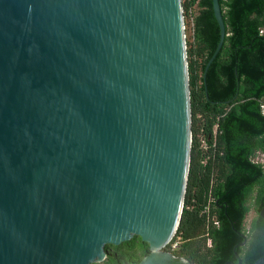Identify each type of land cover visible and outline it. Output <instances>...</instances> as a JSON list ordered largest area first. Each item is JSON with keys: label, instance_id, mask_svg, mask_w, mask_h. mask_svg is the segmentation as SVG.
<instances>
[{"label": "water", "instance_id": "obj_1", "mask_svg": "<svg viewBox=\"0 0 264 264\" xmlns=\"http://www.w3.org/2000/svg\"><path fill=\"white\" fill-rule=\"evenodd\" d=\"M191 146L182 0H0V264H103L135 236L136 264H197L166 249Z\"/></svg>", "mask_w": 264, "mask_h": 264}, {"label": "trees", "instance_id": "obj_2", "mask_svg": "<svg viewBox=\"0 0 264 264\" xmlns=\"http://www.w3.org/2000/svg\"><path fill=\"white\" fill-rule=\"evenodd\" d=\"M219 1L226 36L205 73L220 41L213 0H183L191 161L181 221L166 249L197 264H238L237 254L253 264L264 255V161L256 159L264 155V0ZM106 251L103 264H136L150 246L135 236Z\"/></svg>", "mask_w": 264, "mask_h": 264}, {"label": "rangeland", "instance_id": "obj_3", "mask_svg": "<svg viewBox=\"0 0 264 264\" xmlns=\"http://www.w3.org/2000/svg\"><path fill=\"white\" fill-rule=\"evenodd\" d=\"M182 3H183V0H182ZM194 9L197 10L196 7H195ZM191 20H192V18H191ZM185 26H186V24H185ZM200 73H201V71H200ZM203 143H205V142L203 141ZM256 159L262 161V160H264V155L260 153V154L256 157ZM254 216H255V211H254V210H251V211L249 212L247 218H246V226H247V227H249V224H250V222H251V220H252V218H253ZM175 245H176V242L173 244V246H175Z\"/></svg>", "mask_w": 264, "mask_h": 264}, {"label": "built area", "instance_id": "obj_4", "mask_svg": "<svg viewBox=\"0 0 264 264\" xmlns=\"http://www.w3.org/2000/svg\"><path fill=\"white\" fill-rule=\"evenodd\" d=\"M257 161H258V159H257ZM262 161H264V160H262ZM208 244L211 245V239L210 238L208 239Z\"/></svg>", "mask_w": 264, "mask_h": 264}, {"label": "flooded vegetation", "instance_id": "obj_5", "mask_svg": "<svg viewBox=\"0 0 264 264\" xmlns=\"http://www.w3.org/2000/svg\"><path fill=\"white\" fill-rule=\"evenodd\" d=\"M246 240H247V238H246ZM244 241H245V240H244ZM244 241H243V242H244ZM243 242H241V244H243ZM245 242H246V241H245ZM245 242H244V243H245ZM211 244H212V241H211ZM172 254H173V253H172ZM176 257H177V256H176ZM178 258H180V257H178Z\"/></svg>", "mask_w": 264, "mask_h": 264}]
</instances>
